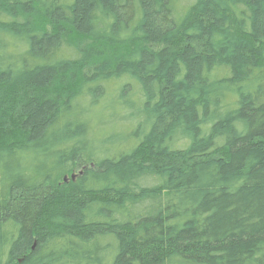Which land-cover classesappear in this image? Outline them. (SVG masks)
Wrapping results in <instances>:
<instances>
[{
    "label": "trees",
    "instance_id": "1",
    "mask_svg": "<svg viewBox=\"0 0 264 264\" xmlns=\"http://www.w3.org/2000/svg\"><path fill=\"white\" fill-rule=\"evenodd\" d=\"M0 264H264V0H0Z\"/></svg>",
    "mask_w": 264,
    "mask_h": 264
},
{
    "label": "water",
    "instance_id": "2",
    "mask_svg": "<svg viewBox=\"0 0 264 264\" xmlns=\"http://www.w3.org/2000/svg\"><path fill=\"white\" fill-rule=\"evenodd\" d=\"M76 175L71 176L72 179H74ZM65 181H67V178H65Z\"/></svg>",
    "mask_w": 264,
    "mask_h": 264
},
{
    "label": "rangeland",
    "instance_id": "3",
    "mask_svg": "<svg viewBox=\"0 0 264 264\" xmlns=\"http://www.w3.org/2000/svg\"><path fill=\"white\" fill-rule=\"evenodd\" d=\"M68 180V179H67Z\"/></svg>",
    "mask_w": 264,
    "mask_h": 264
}]
</instances>
